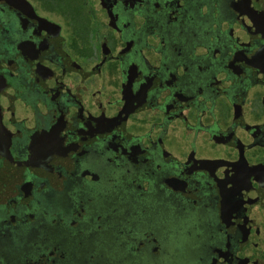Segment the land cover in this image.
Masks as SVG:
<instances>
[{
  "label": "flooded vegetation",
  "instance_id": "1",
  "mask_svg": "<svg viewBox=\"0 0 264 264\" xmlns=\"http://www.w3.org/2000/svg\"><path fill=\"white\" fill-rule=\"evenodd\" d=\"M0 264H264V0H0Z\"/></svg>",
  "mask_w": 264,
  "mask_h": 264
},
{
  "label": "trees",
  "instance_id": "2",
  "mask_svg": "<svg viewBox=\"0 0 264 264\" xmlns=\"http://www.w3.org/2000/svg\"><path fill=\"white\" fill-rule=\"evenodd\" d=\"M65 12H66V10H65Z\"/></svg>",
  "mask_w": 264,
  "mask_h": 264
}]
</instances>
